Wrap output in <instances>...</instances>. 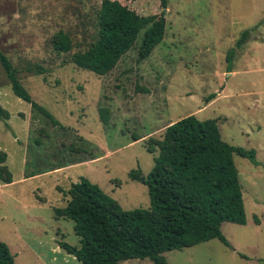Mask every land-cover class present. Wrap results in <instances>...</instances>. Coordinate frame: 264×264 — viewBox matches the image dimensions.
<instances>
[{
  "label": "rangeland",
  "instance_id": "obj_1",
  "mask_svg": "<svg viewBox=\"0 0 264 264\" xmlns=\"http://www.w3.org/2000/svg\"><path fill=\"white\" fill-rule=\"evenodd\" d=\"M101 1L0 0V50L59 122L17 97L0 64V107L9 113L0 119V166L14 181L0 180V240L14 264H82L59 244L80 246L74 221L54 212L81 178L124 210L148 208L147 186L130 172L146 177L166 128L188 115L217 119L221 138L253 149L259 164L233 154L246 223L222 224L229 245L215 238L167 251V263L264 264V0H166V8L160 0H119L143 17L165 9L163 39L139 60L145 25L116 66L97 75L71 58L96 40ZM245 30L229 65L227 53ZM60 31L72 42L68 52L53 47ZM100 108L108 109L107 124Z\"/></svg>",
  "mask_w": 264,
  "mask_h": 264
},
{
  "label": "trees",
  "instance_id": "obj_2",
  "mask_svg": "<svg viewBox=\"0 0 264 264\" xmlns=\"http://www.w3.org/2000/svg\"><path fill=\"white\" fill-rule=\"evenodd\" d=\"M166 8V0H160ZM147 24L138 48V59L149 56L163 39L164 10L148 17L119 0H102L97 11L96 40L82 51L75 52L71 61L79 68L97 75L111 71L119 59L133 46L138 33ZM250 30L242 32L235 48L227 53L230 62L238 48L247 41ZM53 47L68 52L70 38L58 32ZM0 64L10 82L11 90L20 99L59 125L47 110L38 104L17 78L18 70L0 50ZM230 68V66H228ZM216 95L209 94L206 101ZM9 113L0 107V119ZM99 118L107 124V108H100ZM59 128H63L60 126ZM158 153L146 177L130 172V177L147 186L148 208L124 210L96 184L85 178L73 182L70 199L54 209L57 217L74 221V232L80 246L61 241L60 246L82 264H119L127 259L149 258L154 264H168L167 251L191 247L218 239L229 245L221 230L224 222L244 225L246 214L242 188L233 154L248 158L258 165L255 151L231 145L221 138L217 119L185 116L166 128L157 143ZM6 153H0V164ZM264 167V165H263ZM5 171V174L3 173ZM6 165L0 166V180L11 183ZM0 264H14L8 245L0 240Z\"/></svg>",
  "mask_w": 264,
  "mask_h": 264
},
{
  "label": "crops",
  "instance_id": "obj_3",
  "mask_svg": "<svg viewBox=\"0 0 264 264\" xmlns=\"http://www.w3.org/2000/svg\"><path fill=\"white\" fill-rule=\"evenodd\" d=\"M10 185H13L14 184V181H12L11 183H9Z\"/></svg>",
  "mask_w": 264,
  "mask_h": 264
},
{
  "label": "water",
  "instance_id": "obj_4",
  "mask_svg": "<svg viewBox=\"0 0 264 264\" xmlns=\"http://www.w3.org/2000/svg\"><path fill=\"white\" fill-rule=\"evenodd\" d=\"M166 10L164 9V12H165Z\"/></svg>",
  "mask_w": 264,
  "mask_h": 264
}]
</instances>
